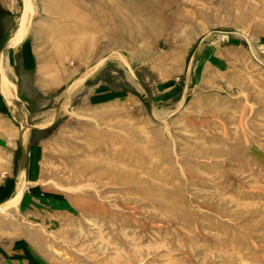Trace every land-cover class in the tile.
<instances>
[{
	"label": "rangeland",
	"instance_id": "1",
	"mask_svg": "<svg viewBox=\"0 0 264 264\" xmlns=\"http://www.w3.org/2000/svg\"><path fill=\"white\" fill-rule=\"evenodd\" d=\"M0 264H264V0H0Z\"/></svg>",
	"mask_w": 264,
	"mask_h": 264
},
{
	"label": "crops",
	"instance_id": "2",
	"mask_svg": "<svg viewBox=\"0 0 264 264\" xmlns=\"http://www.w3.org/2000/svg\"><path fill=\"white\" fill-rule=\"evenodd\" d=\"M22 48H23L24 52H23L22 57H21L22 58L21 59V63H23V66H24V65H26L27 63H29L31 61V58H30L31 56H30V53L27 50L26 46H24V47L19 46L18 50H21ZM39 63H40V61L37 62V66H40ZM24 68H25V66H24ZM37 80L38 81L36 83V86L42 88V87H50V86L58 87L59 85H62L63 83H65L66 81H69L70 79L67 76L65 77L64 75H54L51 71L46 73V70H45V72L42 74V77H38ZM20 146L24 147L25 146V142L24 141L21 142ZM22 157H24V155H22ZM28 167H29V163H27V164L24 163L23 167L21 168V170H18V177L24 176L25 173L27 174Z\"/></svg>",
	"mask_w": 264,
	"mask_h": 264
},
{
	"label": "bare ground",
	"instance_id": "3",
	"mask_svg": "<svg viewBox=\"0 0 264 264\" xmlns=\"http://www.w3.org/2000/svg\"><path fill=\"white\" fill-rule=\"evenodd\" d=\"M15 34V33H14ZM20 37H22V34H18V33H16V35L7 43V46H11V45H14L17 41H18V39L20 38ZM117 162V161H116ZM156 193L158 194V195H160L161 197L164 195V197H165V193L163 192V191H161V190H157L156 191Z\"/></svg>",
	"mask_w": 264,
	"mask_h": 264
}]
</instances>
